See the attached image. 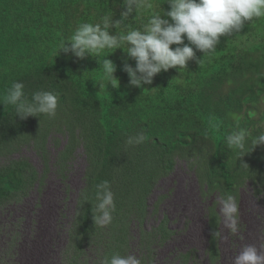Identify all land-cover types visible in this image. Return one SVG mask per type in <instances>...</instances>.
<instances>
[{"label": "trees", "instance_id": "16d2710c", "mask_svg": "<svg viewBox=\"0 0 264 264\" xmlns=\"http://www.w3.org/2000/svg\"><path fill=\"white\" fill-rule=\"evenodd\" d=\"M146 2L152 7L138 8L122 19L125 0H0V102L16 82L24 85L26 100L41 91L58 98L54 116L26 120L16 117L13 106L0 104V158L29 144L41 150L52 133L68 134L59 165L67 179L72 152L83 148L88 166L71 225V249L95 234L107 238L109 232L120 237L126 233L134 218L144 216L157 182L169 176L179 160L191 163L206 196L220 193L223 199H236L248 181L264 196V145L253 149L252 144L264 133V17L245 22L239 31L251 30L260 41L240 46L232 33L221 37L213 54L194 48L199 64L194 59L186 69L161 71L143 89L129 84L123 65L135 67L136 62L121 49H109L100 57L112 53L107 58L117 66L119 89L99 86L102 69L96 58L59 52L80 23H100L111 15L121 23L118 29L110 28V34H122L142 29L154 12L169 10L167 0ZM234 115L249 134L243 152L227 146V136L238 130ZM140 136L144 139L137 142ZM38 180L27 160L0 165V201H19ZM104 181L114 202L106 224L93 219L100 215L97 186ZM218 222L211 208L212 235L218 233ZM165 226H160L163 233ZM216 238L211 240L213 256L218 254ZM190 255H184L186 260Z\"/></svg>", "mask_w": 264, "mask_h": 264}, {"label": "rangeland", "instance_id": "374dc122", "mask_svg": "<svg viewBox=\"0 0 264 264\" xmlns=\"http://www.w3.org/2000/svg\"><path fill=\"white\" fill-rule=\"evenodd\" d=\"M236 34L231 38L240 46L261 40L251 30ZM68 144V134L52 133L41 150L29 144L0 158V165L27 160L39 178L19 201H0V264H102L105 257L115 254L134 255L141 264H233L245 245H254L264 254V196L250 181L240 188L233 198L239 209L238 230L232 233L221 211L222 195L206 196L205 186L185 160H179L174 171L157 182L144 216L134 218L121 237L111 236L112 232L107 238L95 234L71 249L70 230L88 164L83 148L76 147L65 173L67 179H63L59 165ZM211 208L219 220L216 256L210 253ZM163 223L166 233L160 231ZM187 254L191 255L186 260Z\"/></svg>", "mask_w": 264, "mask_h": 264}, {"label": "clouds", "instance_id": "9594fccd", "mask_svg": "<svg viewBox=\"0 0 264 264\" xmlns=\"http://www.w3.org/2000/svg\"><path fill=\"white\" fill-rule=\"evenodd\" d=\"M167 4L169 10L164 11L163 15L154 12L142 29H131L122 34H110L109 29H118L121 23L111 15H105L100 23H80L71 38L61 43L59 52L71 51L80 59L86 56L96 58L102 69L99 86L108 88L111 85L112 88L119 89L120 81L114 75L117 66L107 58L112 53L104 55L102 60L100 57L109 49H121L136 62L135 67L128 63L123 65L129 84L143 89L161 71L186 69L188 61L194 59L199 64L201 60L196 58L194 48L204 55L213 54L221 37L239 32L245 22L264 17V0H167ZM141 7L151 8L152 5L146 0H125L126 10L121 13V18L127 19ZM172 45L176 47L173 48ZM23 87L22 83H13L6 90L0 104L13 106L16 117L21 120L28 117L39 118L41 114H56L58 98L55 94L48 91L36 92L31 100H26ZM234 119L238 130L227 136V146L243 152L249 134L240 128V117L234 115ZM143 139L140 136L137 142ZM131 142L130 138L129 143ZM252 144L253 149L264 145V133L255 137ZM97 188V211L100 215L93 216V219L94 222L102 220L106 224L111 221V210L114 209L113 194L107 181ZM221 211L226 226L232 233H236L239 209L232 196L222 201ZM213 235L219 236V233ZM102 264H141V261L134 255L115 254L110 258L105 257ZM233 264H264V254L254 245H245L235 256Z\"/></svg>", "mask_w": 264, "mask_h": 264}, {"label": "bare ground", "instance_id": "6f19581e", "mask_svg": "<svg viewBox=\"0 0 264 264\" xmlns=\"http://www.w3.org/2000/svg\"><path fill=\"white\" fill-rule=\"evenodd\" d=\"M18 229V228H17ZM17 236V235H16Z\"/></svg>", "mask_w": 264, "mask_h": 264}]
</instances>
